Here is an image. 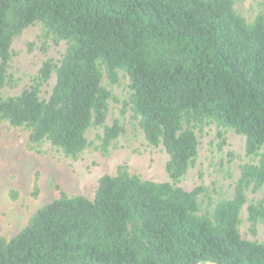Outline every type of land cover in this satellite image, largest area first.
Wrapping results in <instances>:
<instances>
[{"label":"trees","instance_id":"trees-1","mask_svg":"<svg viewBox=\"0 0 264 264\" xmlns=\"http://www.w3.org/2000/svg\"><path fill=\"white\" fill-rule=\"evenodd\" d=\"M35 23L45 40L65 43L64 54L4 96L12 42ZM119 72L129 79L121 116L164 148L169 181L120 165L98 179L92 199L60 191L10 240L0 237V264H264V244L239 232L246 191L264 187V11L248 22L233 0H0V123L25 128L31 149L47 142L72 159L89 148L107 154L125 127L105 123L116 99L103 79L116 84ZM210 123L218 149L227 130L243 135L251 162L232 196L199 214L204 187L177 183L197 161L195 128ZM92 128L102 129L98 145L86 136ZM246 210L254 234L264 196Z\"/></svg>","mask_w":264,"mask_h":264},{"label":"rangeland","instance_id":"rangeland-1","mask_svg":"<svg viewBox=\"0 0 264 264\" xmlns=\"http://www.w3.org/2000/svg\"><path fill=\"white\" fill-rule=\"evenodd\" d=\"M233 5L236 12L248 22L264 11V0H233ZM30 42H33L31 49L28 45ZM11 49L8 67L10 80L2 89L4 96L17 95L27 88L43 61L51 59L58 63L64 54L65 43L62 41L54 45L51 40H45L41 25L35 23L13 40ZM54 82L55 75L52 74L41 90L42 98L48 97ZM103 82L116 99L109 101L105 123L110 124L114 119H119L125 127V133L113 142L107 154L89 148L77 159H72L47 142L39 150L31 149L25 128L10 126L7 122L0 123V237L10 240L27 225L39 208L57 198L60 191L69 196L82 195L92 199L98 179L104 174H115L120 165H127L130 173L146 180L169 181L165 170L168 155L164 148L147 144L137 125L131 122L129 112L121 116L122 101L127 98L129 91L128 76L119 72L118 83L109 84L106 78ZM216 131L214 123L195 128L198 139L197 161L177 183L187 191L197 186L204 187L206 193L198 199L199 214L212 209L218 200L230 198L240 177V167L251 162L245 152L243 135L227 130L225 144L218 149ZM101 133L102 129L92 128L86 136L98 145ZM246 195L247 203L239 216L240 235L243 239L264 244V224H258L255 233H251L246 210L249 202L264 196V187L256 192L248 189ZM209 199L211 206H208Z\"/></svg>","mask_w":264,"mask_h":264},{"label":"water","instance_id":"water-1","mask_svg":"<svg viewBox=\"0 0 264 264\" xmlns=\"http://www.w3.org/2000/svg\"><path fill=\"white\" fill-rule=\"evenodd\" d=\"M73 264H83V263H73ZM198 264H209V263H205L203 261H200Z\"/></svg>","mask_w":264,"mask_h":264}]
</instances>
